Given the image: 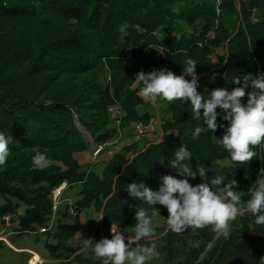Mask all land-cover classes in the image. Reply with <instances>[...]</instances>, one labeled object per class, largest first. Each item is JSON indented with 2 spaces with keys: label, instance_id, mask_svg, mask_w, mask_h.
I'll return each mask as SVG.
<instances>
[{
  "label": "trees",
  "instance_id": "1",
  "mask_svg": "<svg viewBox=\"0 0 264 264\" xmlns=\"http://www.w3.org/2000/svg\"><path fill=\"white\" fill-rule=\"evenodd\" d=\"M174 6L178 16L171 11ZM23 22L34 29L31 36H19L21 41L7 47L0 44V132L13 136L7 161L0 165V221L10 214L17 237L49 225L52 190L66 182L68 189L79 187L72 203L77 214H69V205L59 209L51 229L37 234L36 241L46 236L52 259L101 264L75 239L82 228L80 214L95 206L107 234L117 224L128 237L137 208L149 206L132 198L127 185L144 183L158 191L164 175L183 179L170 166L181 145L192 153L193 170L205 167L208 182L215 175L225 176V183L235 179L246 203L264 168V150L253 149L257 156L248 164H233L216 140L229 124L222 109L217 108V123L224 127L193 138L201 121L192 117L191 104L164 101V136L142 146L134 134L128 143H122L123 136L118 140L108 109L116 104L124 109L123 126L148 123L140 86L133 87L135 74L166 68L183 75L188 58L198 63L197 91L205 98L213 89L238 87L233 75L264 73V0H0V36L14 34ZM121 25L127 26L125 32ZM104 75L110 78L106 83ZM252 90L250 85L245 89ZM113 140L118 142L108 145ZM92 143L109 146L111 158L81 164L75 155ZM34 149L46 154L45 167L34 166ZM188 179L193 186L204 182L198 175ZM155 207L157 232L165 233L150 264H260L264 258V226L255 225L250 213L231 221L229 236L217 239L211 227L172 233L167 209ZM100 240L97 228L92 243ZM195 241L199 247L190 243Z\"/></svg>",
  "mask_w": 264,
  "mask_h": 264
},
{
  "label": "clouds",
  "instance_id": "2",
  "mask_svg": "<svg viewBox=\"0 0 264 264\" xmlns=\"http://www.w3.org/2000/svg\"><path fill=\"white\" fill-rule=\"evenodd\" d=\"M171 11L177 16L180 14L179 7L174 6ZM126 27L121 25L120 31L125 32ZM197 64L196 60L188 58L183 67V75L179 76L166 68L136 73L134 81L140 86L139 95L153 104L157 98L169 104L176 100L189 102L192 106V117L201 121L200 126L195 128L193 138H198L202 132L208 130L213 134L218 127H224L217 123L220 115L217 108L222 109L224 113L222 118L229 124L222 139L216 140L229 153L233 164H248L257 156L253 149L259 147L264 150V73L256 75L249 73L243 75L242 79L233 75L231 82L239 85L238 87L231 91L216 88L210 91L208 98H205L197 91ZM186 77H191V80ZM227 77L226 73L225 78ZM249 85L253 90L246 92L245 89ZM246 95L247 103L243 104L241 101ZM12 140L13 136L0 132V165L7 161ZM34 151V166L45 167L46 154L35 149ZM191 159L192 153L186 146L181 145L175 150V158L171 160L170 166L184 178L177 179L172 175H164L161 177L162 182L158 191H153L144 183L133 182L127 185L126 191L131 197L142 201L149 208L143 206L137 208L135 213L137 223L128 229L127 233L130 235L127 242L124 232L118 230L114 224L111 227V239L103 238L95 243L85 239V244L91 248L94 259L101 264H150L152 260L158 258L156 244L149 243L157 235L153 226V218L160 216L156 205L167 209L168 216L165 218L167 229L175 234H183L189 229L211 227L217 239L227 238L230 234V222L245 213H250L254 217L255 225L264 226V168L260 170L255 184L248 189L249 199L245 203L244 192L235 190L238 186L235 179L232 178L225 183V176L215 175L208 182L204 179L207 176L205 167L198 165L193 170ZM197 175L204 182L193 186L188 178L195 179ZM142 239L145 243H141ZM190 243L193 247H199V241ZM260 264H264V258L260 260Z\"/></svg>",
  "mask_w": 264,
  "mask_h": 264
},
{
  "label": "rangeland",
  "instance_id": "3",
  "mask_svg": "<svg viewBox=\"0 0 264 264\" xmlns=\"http://www.w3.org/2000/svg\"><path fill=\"white\" fill-rule=\"evenodd\" d=\"M60 27H64L62 22L60 23ZM33 31L34 29L31 27L30 24H26L24 22L17 23L15 25V30L13 31L14 34L10 36H4V35L0 36V44L7 47L8 45L13 44L14 42L21 41L19 36L23 37L24 39L31 36ZM213 60L215 63H218V58L216 56H213ZM107 80H109L108 75H104L103 83H106ZM136 86L137 85L135 84L133 87H136ZM138 95H139V90H138ZM140 97L144 101V106L141 109L142 112L151 115V117L153 115L156 116L157 119L159 118L158 120L160 121V124H161L160 117L162 114L161 111L163 108L164 101L157 98L156 109L152 110L148 106L149 101L145 100L142 96ZM123 121L121 124V133L123 134L122 143L124 144V143H128L130 139L132 138L133 124L123 126ZM155 128H156V131L152 133L153 136H151L150 134H146V136H143L142 139L138 143L139 146L144 145V143L147 142V140L149 139L156 138V135L160 133V129L158 125H156ZM94 146L95 144L92 143V145L90 146L88 150L79 152L75 155L81 164H91L97 161H102V160L111 158V155H109L108 153H103L99 157H95L94 156ZM118 147H116L115 149H118ZM108 148L110 149V147L108 146L106 150ZM110 152L113 154L114 150H111ZM78 190H79L78 186L73 189L66 188L63 191V194L61 196V203H60L59 209L62 210L66 205H70L71 203H74L78 199L76 195ZM100 213L101 211L98 210L95 206H89L88 208L85 209L83 213L80 214L82 228L80 229V231L77 233L75 237L76 241L83 242L85 244V239L93 240V234H94L95 229L100 228L101 226L102 219L101 220L99 219ZM153 226L155 228L157 235L154 238H152L149 242L155 243L156 246H158L161 244V240L165 232L161 234L157 232L161 225L159 224L156 218H153ZM12 231H13V225L6 227L5 224L0 221V240H2L0 243V264H29L28 260L30 258L29 256L30 254L24 253L23 251H28L24 249H30L32 251H35V257L31 261L32 264H36L39 259L43 260L42 264H77V263H73L70 261L52 259L49 256L48 251L45 248V242H46L45 235H41L39 240L36 241V236L33 237L27 234L22 237H17L15 233H11ZM103 233L107 236V231H105L104 229H103ZM6 236H7V241L10 244H7L4 241L3 238H5ZM127 238L128 237H125L126 240ZM141 243H145V241H143L142 239Z\"/></svg>",
  "mask_w": 264,
  "mask_h": 264
},
{
  "label": "built area",
  "instance_id": "4",
  "mask_svg": "<svg viewBox=\"0 0 264 264\" xmlns=\"http://www.w3.org/2000/svg\"><path fill=\"white\" fill-rule=\"evenodd\" d=\"M108 79H110V78L108 77ZM156 105H157V101H156L155 104H153V103H151L149 101V107L152 110L156 109ZM108 110H109V113H110L111 117L113 118V120H114V122H115V124L117 126L118 140H119V138L122 136L121 124H122V121H123L124 117L126 116V114H125L124 110L119 105L111 106V107H109ZM158 119L156 118V116L153 115L150 118L149 122L146 123V124L141 122V121L134 123L133 127H132L133 128V134H134L133 140L134 141H140L143 136H146V134H150V133L155 132L156 131V128H155L156 125H158L159 129H160V133L158 135H156V138L161 139L164 136V133H163V130L161 128L160 121ZM118 140H113V141L109 142L108 145H113V144L117 143ZM118 149H119V147H118ZM111 150L112 149H107L106 150V146L105 145L104 146L103 145L97 146L95 144V146H94V156L95 157H99L103 153H108L109 155L112 156L113 154L110 152ZM66 188H67V183L66 182L62 183L57 188H53L52 194H51V199H52V202H53V206H52L53 214H52V218H51V221H50L49 225L43 226V227L39 228L38 230L30 231V232L27 233L28 235L34 237L37 234L46 233L49 229H51V227L53 226V224L55 222L56 213L59 210V206H60V203H61V196L63 194V191ZM69 206H70L69 209H68L69 214L72 215V216H75L77 214L76 209L74 208L72 203ZM18 214H21V211ZM101 216H103L102 212L100 213V217ZM101 219L100 220L102 222H101V226L99 228L100 233H101V239H103V238L111 239L112 238V233H111V227L112 226L109 228L108 234L106 236L103 233V217ZM3 221H4V224H5L6 227L11 226L12 225L11 215L10 214L5 215L3 217ZM114 225H116L118 227V230H120V228H119V226L117 224H114ZM11 233H14V232L12 231ZM3 239H4V241L7 244H10L7 241V236L5 238H3ZM25 250H28V251H25V252L30 254V258H29L28 262H29V264H32L31 261L35 257V251H32L30 249H25ZM42 262H43V260L39 259L36 264H42Z\"/></svg>",
  "mask_w": 264,
  "mask_h": 264
},
{
  "label": "crops",
  "instance_id": "5",
  "mask_svg": "<svg viewBox=\"0 0 264 264\" xmlns=\"http://www.w3.org/2000/svg\"><path fill=\"white\" fill-rule=\"evenodd\" d=\"M150 135L153 136L152 133H150ZM24 250H25V249H24ZM23 252H25V251H23Z\"/></svg>",
  "mask_w": 264,
  "mask_h": 264
}]
</instances>
